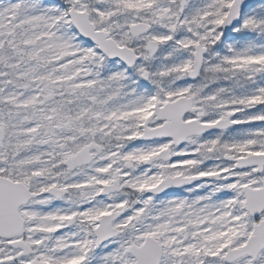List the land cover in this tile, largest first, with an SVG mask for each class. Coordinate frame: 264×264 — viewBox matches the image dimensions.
<instances>
[{
    "label": "snow or ice",
    "instance_id": "6c2138e0",
    "mask_svg": "<svg viewBox=\"0 0 264 264\" xmlns=\"http://www.w3.org/2000/svg\"><path fill=\"white\" fill-rule=\"evenodd\" d=\"M0 264H264V0H0Z\"/></svg>",
    "mask_w": 264,
    "mask_h": 264
}]
</instances>
